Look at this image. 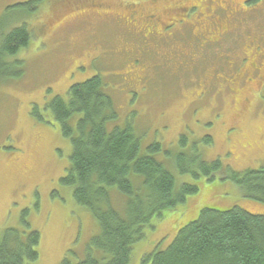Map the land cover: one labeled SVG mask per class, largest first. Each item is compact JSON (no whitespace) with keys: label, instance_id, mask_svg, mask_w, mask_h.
Listing matches in <instances>:
<instances>
[{"label":"rangeland","instance_id":"rangeland-1","mask_svg":"<svg viewBox=\"0 0 264 264\" xmlns=\"http://www.w3.org/2000/svg\"><path fill=\"white\" fill-rule=\"evenodd\" d=\"M28 1L0 0V21L9 29L26 24L31 31L28 45L11 56L22 60L20 74L0 82V234L11 229L25 240L37 231L34 264H61L65 257L75 263L89 253L99 224L60 182L70 165L71 143L47 104L94 75L116 114L107 129L130 127L139 137V154L161 162L173 175L175 190L183 183L198 188L161 219L151 218L133 244L129 264H148L141 263L142 256L155 246L165 248L203 207L238 205L264 214V202L244 197L227 177L230 171L264 167V0L20 5ZM151 14L155 30L164 29L160 38L145 40L123 24L127 17L139 23ZM247 20L243 33L239 29ZM216 23L232 26L233 33L204 43ZM253 65L261 67L258 81L249 80ZM79 115L68 121L73 128ZM152 143L160 149L150 152ZM200 160L221 165L208 179L197 166ZM129 178L139 192L142 176L130 172ZM108 192L112 206L124 210L126 196L115 186Z\"/></svg>","mask_w":264,"mask_h":264},{"label":"trees","instance_id":"trees-1","mask_svg":"<svg viewBox=\"0 0 264 264\" xmlns=\"http://www.w3.org/2000/svg\"><path fill=\"white\" fill-rule=\"evenodd\" d=\"M36 1L20 5L31 9L30 4ZM8 25L0 21V82L20 74L17 69L22 60L11 56L26 47L31 38L26 24L10 29ZM47 107L59 123L62 135L71 143L70 165L60 182L72 188L75 201L88 208L99 224L98 235L92 237L86 257L75 263L65 257L61 264H129L133 244L143 238V228L149 226L151 218L161 219L164 211L183 203L187 195L197 191V186L183 183L175 190L173 175L162 163L150 155L139 154L140 140L130 127L107 129V121L116 114L98 75L72 84L65 98L56 95ZM75 114L80 115L73 128L68 121ZM159 149V143L148 146L150 152ZM220 165L219 160L197 163L208 179ZM179 167L186 170L181 159ZM130 172L142 176L139 192L132 185ZM227 177L244 197L264 202V167L230 171ZM111 186L126 196L122 211L110 204ZM39 239L35 230L25 240L14 230H5L0 234V264H34ZM145 262L264 264V214L252 213L238 205L226 209L203 207L195 219L176 230L165 248L155 246L144 254L141 263Z\"/></svg>","mask_w":264,"mask_h":264},{"label":"flooded vegetation","instance_id":"flooded-vegetation-1","mask_svg":"<svg viewBox=\"0 0 264 264\" xmlns=\"http://www.w3.org/2000/svg\"><path fill=\"white\" fill-rule=\"evenodd\" d=\"M244 1V0H243ZM237 14V13H234V14H230L231 17H229V20H231V18H233V16ZM120 19V18H118ZM121 20V19H120ZM249 20H247L245 23H243L240 27V31L245 33V32H248V29H246V26L245 24L248 22ZM156 22V16L151 14V15H145V16H142L140 18V21L139 23L136 21V19L132 18V17H127L126 19H124L123 21V24L125 27L129 28V29H133L134 31H131V30H128L130 34H136V35H141L143 36V39L145 40H149V39H154V38H160L162 35H163V30L162 29L161 31H158V30H155L154 28V24ZM232 23L234 21H231ZM231 24V23H230ZM237 26L236 28L239 27V25L237 23H235ZM140 25H143L142 27ZM140 26V31H136L137 27ZM168 26V24H166V26L164 28H166ZM234 26V25H233ZM235 28V31H237V29ZM260 28H263V27H260ZM259 29V28H258ZM264 29V28H263ZM261 29V31L263 30ZM209 30H213L211 32H208L207 33L209 35H207L204 39V43H209V44H213V42H216L218 40H222L224 41L226 38L229 37L230 34H232L233 32L231 31L232 30V26L229 27V29H227L224 25L222 24H219V23H216L212 26H210ZM260 30V29H259ZM146 31L145 34H143V32ZM263 39V37H262ZM214 40V41H213ZM264 40V39H263ZM233 61V60H232ZM237 61V60H236ZM235 61V62H236ZM234 63V62H233ZM252 71H251V78L249 79L250 81L253 80V81H258V79L261 77V67L259 66H256V65H253L252 66ZM254 78V79H253Z\"/></svg>","mask_w":264,"mask_h":264},{"label":"bare ground","instance_id":"bare-ground-1","mask_svg":"<svg viewBox=\"0 0 264 264\" xmlns=\"http://www.w3.org/2000/svg\"><path fill=\"white\" fill-rule=\"evenodd\" d=\"M111 204V203H110Z\"/></svg>","mask_w":264,"mask_h":264}]
</instances>
